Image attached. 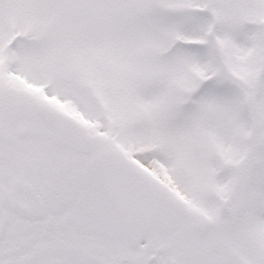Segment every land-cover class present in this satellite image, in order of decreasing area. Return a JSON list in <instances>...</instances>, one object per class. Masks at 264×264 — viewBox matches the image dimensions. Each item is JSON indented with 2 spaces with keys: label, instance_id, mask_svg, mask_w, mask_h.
Masks as SVG:
<instances>
[{
  "label": "snow or ice",
  "instance_id": "obj_1",
  "mask_svg": "<svg viewBox=\"0 0 264 264\" xmlns=\"http://www.w3.org/2000/svg\"><path fill=\"white\" fill-rule=\"evenodd\" d=\"M0 264H264V0H0Z\"/></svg>",
  "mask_w": 264,
  "mask_h": 264
}]
</instances>
